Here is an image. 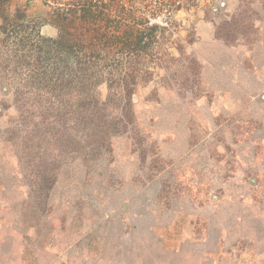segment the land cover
I'll list each match as a JSON object with an SVG mask.
<instances>
[{
	"label": "rangeland",
	"instance_id": "1",
	"mask_svg": "<svg viewBox=\"0 0 264 264\" xmlns=\"http://www.w3.org/2000/svg\"><path fill=\"white\" fill-rule=\"evenodd\" d=\"M232 18L228 46L216 27ZM154 20L170 31L134 98L139 135L114 138L111 163L62 165L49 214L26 215L33 175L11 151L20 112L0 85V264H264V0H178Z\"/></svg>",
	"mask_w": 264,
	"mask_h": 264
},
{
	"label": "trees",
	"instance_id": "2",
	"mask_svg": "<svg viewBox=\"0 0 264 264\" xmlns=\"http://www.w3.org/2000/svg\"><path fill=\"white\" fill-rule=\"evenodd\" d=\"M20 1L25 7L12 13L17 0H0V85L8 88L20 112L14 121L21 122L8 131L11 151L32 178L25 212L33 208L42 216L52 211L51 192L62 165L70 159L90 169L105 158L111 163L113 139L139 135L134 98L155 80L160 48L170 31V20L167 26L153 20L170 13L178 0ZM33 2L42 3V16L29 15ZM47 25L57 29L56 37L41 33ZM234 25V18L224 21L216 37L224 38L225 29H231L230 35ZM224 40L228 46L237 44L236 38ZM161 82L166 85L165 79ZM147 101H159L157 87ZM154 158V163L165 162L158 153ZM197 221L193 225L199 234V225L203 222L206 229L207 224Z\"/></svg>",
	"mask_w": 264,
	"mask_h": 264
},
{
	"label": "water",
	"instance_id": "3",
	"mask_svg": "<svg viewBox=\"0 0 264 264\" xmlns=\"http://www.w3.org/2000/svg\"><path fill=\"white\" fill-rule=\"evenodd\" d=\"M221 7H225V3L224 2L221 3ZM4 91H7V89L5 88ZM263 99H264V96H263ZM125 209H127V207H125Z\"/></svg>",
	"mask_w": 264,
	"mask_h": 264
},
{
	"label": "built area",
	"instance_id": "4",
	"mask_svg": "<svg viewBox=\"0 0 264 264\" xmlns=\"http://www.w3.org/2000/svg\"><path fill=\"white\" fill-rule=\"evenodd\" d=\"M153 22H156V23H158L157 21H155V20H153ZM160 24V23H159ZM166 24H167V22H166ZM162 25H164V24H162ZM167 26V25H166Z\"/></svg>",
	"mask_w": 264,
	"mask_h": 264
},
{
	"label": "crops",
	"instance_id": "5",
	"mask_svg": "<svg viewBox=\"0 0 264 264\" xmlns=\"http://www.w3.org/2000/svg\"><path fill=\"white\" fill-rule=\"evenodd\" d=\"M244 76H246V73H243Z\"/></svg>",
	"mask_w": 264,
	"mask_h": 264
}]
</instances>
